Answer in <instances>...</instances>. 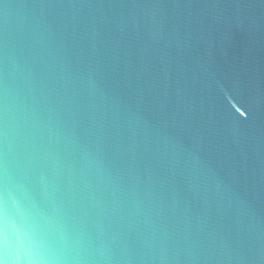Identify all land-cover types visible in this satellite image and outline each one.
Returning <instances> with one entry per match:
<instances>
[{"label": "water", "instance_id": "water-1", "mask_svg": "<svg viewBox=\"0 0 264 264\" xmlns=\"http://www.w3.org/2000/svg\"><path fill=\"white\" fill-rule=\"evenodd\" d=\"M3 264H264V0H0Z\"/></svg>", "mask_w": 264, "mask_h": 264}, {"label": "clouds", "instance_id": "clouds-1", "mask_svg": "<svg viewBox=\"0 0 264 264\" xmlns=\"http://www.w3.org/2000/svg\"><path fill=\"white\" fill-rule=\"evenodd\" d=\"M0 264H3V262H2V261H0Z\"/></svg>", "mask_w": 264, "mask_h": 264}]
</instances>
